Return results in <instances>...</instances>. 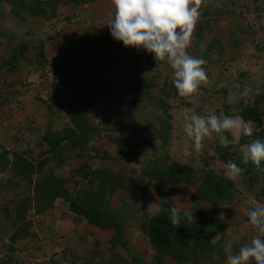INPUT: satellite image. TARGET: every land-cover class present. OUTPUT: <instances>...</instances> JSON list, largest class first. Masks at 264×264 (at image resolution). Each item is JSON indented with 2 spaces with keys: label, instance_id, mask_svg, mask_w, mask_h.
I'll return each instance as SVG.
<instances>
[{
  "label": "rangeland",
  "instance_id": "374dc122",
  "mask_svg": "<svg viewBox=\"0 0 264 264\" xmlns=\"http://www.w3.org/2000/svg\"><path fill=\"white\" fill-rule=\"evenodd\" d=\"M76 7L59 6L55 17L43 19L29 15L14 17L9 11L10 5L0 0V151L6 149L20 154L34 165L44 159L43 175L54 170L71 194L99 191L101 184L82 180L76 172L83 164L89 169L103 165L113 172L121 167L127 184L139 179L148 163L156 162L159 169L176 163L194 172L210 170L215 176L233 183L231 196L209 204L195 199L193 186L180 183L171 186L175 188L171 193L170 186L154 184L148 191L149 197L136 198L137 207H143L132 214L134 206L130 205L135 201L125 191L117 189L108 197L110 208L113 212L121 211L122 216L132 214L133 218H126L121 236L124 244L113 242L114 248L110 245L115 237L113 229L99 231L86 227L83 222L74 223L60 201H55L54 207L43 215H37L31 207L16 227H12L0 212V264H87L89 259V264L129 263L138 259L143 264H155V254L140 229L139 218L171 206L193 215V225H203L199 219H219L223 223L214 228L210 251L200 253L199 259L190 264H228L229 255L238 254L242 245L260 235L248 223L247 210L264 206V197L260 195V184L253 177L240 174L233 180L224 175L225 165L233 160L226 163L219 160L218 156L224 151H219L222 146L217 134L206 138L196 150L193 141L183 132V116L185 109H192L205 118L210 114L223 118L229 110L238 107L239 102L253 105L257 96L264 93V0H202L187 52L206 62L203 67L209 83L202 85L193 97H179L168 64L156 62L143 49H124L128 62L125 68L114 63L108 69L99 68V63H95L94 72L83 88L93 99L84 112L91 130L88 141L80 150L70 149L62 142L58 150L51 152L48 142L55 139V133L71 127V108L66 111L70 107L68 100L57 98L58 104L49 98L57 81L52 59L58 54L77 51L85 34L93 41L92 49L100 53L103 47L98 32L101 36L110 35L108 22L114 14L112 0H92ZM198 30L202 31L200 37V31L196 34ZM21 43L27 47L24 53L27 59H21L17 70H6L3 63L10 57V51L16 50ZM111 48L117 55L122 52L119 45ZM67 77L72 78L74 74ZM96 82L102 92L101 98L92 85ZM135 86L137 89L140 86L141 92L135 93ZM134 93L135 98H140L136 105L128 102ZM164 93H169L170 97L165 98ZM159 101L168 105L167 112ZM259 109L264 112V99ZM168 115L171 130L167 144L162 145L159 140L145 143L149 139L146 131L159 130ZM260 130L257 132L264 133V122ZM242 138L230 144L232 148L228 151L233 153L232 158L242 157L246 150L247 144H241ZM116 139L129 140L136 154L125 162L115 161L117 148L112 141ZM11 176V172H0V209L4 206L14 208L26 193L30 191L31 194L28 182H21L16 190H4ZM39 178V174L34 173L32 182ZM199 211L202 216L197 214ZM28 222L32 237L11 242L14 230ZM162 264L176 263L164 258Z\"/></svg>",
  "mask_w": 264,
  "mask_h": 264
},
{
  "label": "trees",
  "instance_id": "16d2710c",
  "mask_svg": "<svg viewBox=\"0 0 264 264\" xmlns=\"http://www.w3.org/2000/svg\"><path fill=\"white\" fill-rule=\"evenodd\" d=\"M4 1L10 5L9 11L14 17L29 15L42 19L55 17L56 9L59 6H82L92 2V0ZM199 31L200 30L197 31V35ZM201 33L202 31H200L199 37ZM98 34H100V45L103 47L100 53L92 49L93 41L89 40L85 34L81 37L77 51L58 54L52 59L54 78L57 81L49 98L51 102L58 104H60V100L57 98L64 97L68 100V105L70 107H68L66 111H69L71 108L69 117L71 127L62 129L60 133H55V139L48 142L49 151L51 152L58 150L62 142L65 144L64 146H68L70 149L74 150L78 148V150H80L88 141V134L91 130L84 119V112L93 99L89 97L83 88L88 84L90 75L94 72V64L99 63L97 65L99 68L107 69L110 68L111 63L119 64V67L123 68L128 64L126 60L127 55L124 51L125 47L122 43L115 40L114 43H112V37L110 35L101 36L100 31ZM105 45L107 48H104ZM115 45L122 47L121 54L117 55L111 51V47ZM26 49V45L21 43L16 50L13 49L10 51V57L3 63L6 70L11 72L17 70V65L21 59H27L24 56ZM39 52L40 50L38 53ZM71 73L74 74V77H67V75L69 76ZM80 76H84V79ZM98 84L99 83L96 82L92 85L95 88L96 95L101 98L102 92ZM135 87V93L138 91L141 92L140 86H138L139 89H137V86ZM135 93L133 99L128 101L129 103L132 101L131 104L133 105H136L138 100H140V98H135ZM164 97L169 98L170 94L164 93ZM257 97L259 98L253 105H244L239 102L238 107H235L233 111L229 110L227 112L228 116H239L244 121L250 122V126L253 127V136L243 137L241 140V144L243 145L248 144L253 139L264 140V133L257 132V129L260 130L264 122V112L259 109V104L264 99V93H260ZM239 100H242V98L240 97ZM159 104H161L163 111L167 112L168 105L163 101H159ZM57 109L61 110V107L57 106ZM169 119L170 116L168 115L166 121L159 130L146 131L149 139L144 142L149 143L159 140L162 145H166L171 130ZM116 126L118 127L120 125L116 124ZM120 141L119 139L112 141L116 144L117 148L115 161L125 162L128 157L135 155L136 152L133 147L129 146V140L120 139ZM231 146L232 145H229L228 148L219 147V151H224L218 156L219 160L223 163H226L228 160H233V162L242 169L241 174L253 177L255 181L260 184V195L264 197V172L259 171L251 162L247 164L242 163V157L235 158L233 156L232 158L233 153H229L228 151V149L232 148ZM43 160L34 165L20 154L9 152L6 149L0 151V172L7 171L12 174L11 180L4 186V190H16L19 188L21 182H28L32 188L31 194L30 191L29 194L26 193L25 197H22L21 200L15 203L14 208L4 206L0 209L3 216L8 219H6L8 223L12 227H16L18 222H21L26 217V213L31 207H33L37 215H43L54 207L55 201H60V205L66 208L67 212L72 216L74 223L83 222L86 227H94L99 231L113 229L115 237L110 240L112 248L115 247L113 242H117L119 245L124 244L121 236L124 225H126L127 222L126 218L129 217V220H131L133 218V211L136 212L138 209L139 211L142 209L143 205L137 207L138 203L136 198L139 196L149 197L148 191L152 185L160 184L163 186H170L171 193H173L175 189H171V186L180 183L193 186L195 187V199L209 204H213L216 200L221 198L229 199L231 196L229 194H231L230 191L233 186L231 181H225L215 176L210 170H199L194 172L190 167L176 163H172L165 167L163 166L161 169L156 166V162H152L151 165L148 163V166L144 167L142 170V176H139V179H134L127 184L124 182L125 171L121 169V167L113 172V170L109 171V169L103 168V165H95L94 168L89 169L87 165L83 164L76 172L80 174L82 180H88L91 183L97 181L101 184L99 186V191L91 190L89 192L85 191L83 194L78 192L71 194V192L64 188L65 182L63 179L55 176L54 170L49 171V175H43L42 169L46 164V161ZM262 167H264V165H262ZM34 173H38L40 176L35 183L32 182ZM13 178L15 181L12 182ZM93 186L94 185H92V187ZM117 189L125 191L128 196L135 201L134 204L130 205L134 206L132 208V214L122 216L121 211L113 212L110 208L108 197ZM197 214L202 216L201 211L197 212ZM137 218L138 217H136L135 220H137ZM139 219L140 229L144 233L148 244L155 254L153 259L155 264H162L164 258H169V260L174 261L176 264H190L199 259L198 256L200 253L210 251L211 249V239L213 237V231L215 230L214 228L217 225H223L219 219H199V221L205 225H193L187 216H182L180 223L173 225L170 221L168 210L165 208L153 213L149 217H141ZM30 226L31 223L28 222L15 229L11 242H18L22 241V238L32 237L33 233H29ZM72 256L75 255L73 254ZM139 260L140 259H138V261L133 260L129 263L121 261L119 264H143V262ZM90 261L91 259L87 261V264H89Z\"/></svg>",
  "mask_w": 264,
  "mask_h": 264
},
{
  "label": "clouds",
  "instance_id": "9594fccd",
  "mask_svg": "<svg viewBox=\"0 0 264 264\" xmlns=\"http://www.w3.org/2000/svg\"><path fill=\"white\" fill-rule=\"evenodd\" d=\"M112 4L114 14L108 22L110 36L125 48L143 49L156 62H166L172 70V84L179 97H193L202 85L209 83L203 67L206 62L187 52L202 0H112ZM183 120V132L193 141L196 150L213 133L217 134L223 148L238 142L242 136H253L250 122L239 116L220 118L210 114L205 118L192 109H185ZM244 148L242 163L251 162L264 172V140L253 139ZM241 172L233 161L225 165L224 175L229 179L238 178ZM168 213L173 225L179 224L182 216H187L193 223L191 215L181 213L175 206L169 207ZM247 217L248 223L260 235L242 245L238 254L229 255L228 264H264V206L248 209Z\"/></svg>",
  "mask_w": 264,
  "mask_h": 264
},
{
  "label": "crops",
  "instance_id": "0c3cea01",
  "mask_svg": "<svg viewBox=\"0 0 264 264\" xmlns=\"http://www.w3.org/2000/svg\"><path fill=\"white\" fill-rule=\"evenodd\" d=\"M69 6V5H68ZM70 7H72V8H77L76 6H70ZM75 226V225H74Z\"/></svg>",
  "mask_w": 264,
  "mask_h": 264
}]
</instances>
